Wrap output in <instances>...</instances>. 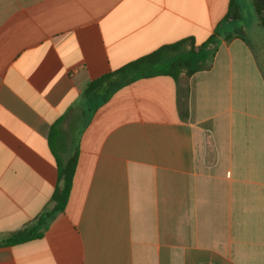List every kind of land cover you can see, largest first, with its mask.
<instances>
[{
    "label": "crops",
    "instance_id": "0c3cea01",
    "mask_svg": "<svg viewBox=\"0 0 264 264\" xmlns=\"http://www.w3.org/2000/svg\"><path fill=\"white\" fill-rule=\"evenodd\" d=\"M229 4L0 0V264H264V68L221 33ZM216 31L210 69L85 101L93 80ZM76 149L65 210L2 244L52 208L54 152Z\"/></svg>",
    "mask_w": 264,
    "mask_h": 264
},
{
    "label": "trees",
    "instance_id": "16d2710c",
    "mask_svg": "<svg viewBox=\"0 0 264 264\" xmlns=\"http://www.w3.org/2000/svg\"><path fill=\"white\" fill-rule=\"evenodd\" d=\"M255 12L259 16L260 24L264 28V10L257 0H252ZM241 19V10L237 0H230L226 21L234 22ZM217 31L200 46L192 37L182 39L176 43L162 46L158 50L134 60L125 66L93 80L85 89L83 96L90 109H98L108 101L116 90L138 79L169 76L177 83L185 77H191L195 73L208 70L212 67L215 53L218 49ZM56 123L50 134L51 137L58 129ZM78 149L73 156L64 161L54 152L58 169V184L54 192L53 206L44 212L28 227L12 234L9 239L2 242L5 245H17L41 238L48 229L55 216L66 208L74 175L78 163Z\"/></svg>",
    "mask_w": 264,
    "mask_h": 264
},
{
    "label": "rangeland",
    "instance_id": "374dc122",
    "mask_svg": "<svg viewBox=\"0 0 264 264\" xmlns=\"http://www.w3.org/2000/svg\"><path fill=\"white\" fill-rule=\"evenodd\" d=\"M241 10V19L228 22L221 28V33L239 35L245 39L258 55L264 68V28L255 12L252 0H237Z\"/></svg>",
    "mask_w": 264,
    "mask_h": 264
},
{
    "label": "water",
    "instance_id": "95a60500",
    "mask_svg": "<svg viewBox=\"0 0 264 264\" xmlns=\"http://www.w3.org/2000/svg\"><path fill=\"white\" fill-rule=\"evenodd\" d=\"M257 1L260 3V5L262 6V8L264 10V0H257Z\"/></svg>",
    "mask_w": 264,
    "mask_h": 264
}]
</instances>
